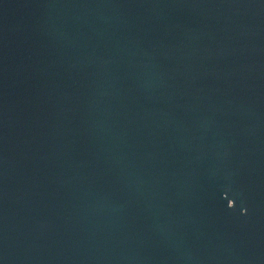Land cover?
<instances>
[{"label": "water", "instance_id": "1", "mask_svg": "<svg viewBox=\"0 0 264 264\" xmlns=\"http://www.w3.org/2000/svg\"><path fill=\"white\" fill-rule=\"evenodd\" d=\"M0 264H264V0H0Z\"/></svg>", "mask_w": 264, "mask_h": 264}, {"label": "clouds", "instance_id": "2", "mask_svg": "<svg viewBox=\"0 0 264 264\" xmlns=\"http://www.w3.org/2000/svg\"><path fill=\"white\" fill-rule=\"evenodd\" d=\"M242 214H244V213H242Z\"/></svg>", "mask_w": 264, "mask_h": 264}]
</instances>
